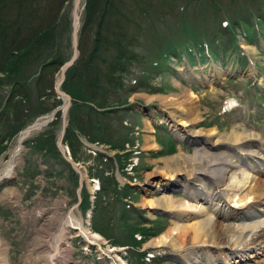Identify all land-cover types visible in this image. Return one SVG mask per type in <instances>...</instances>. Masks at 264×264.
Masks as SVG:
<instances>
[{
	"label": "rangeland",
	"instance_id": "rangeland-1",
	"mask_svg": "<svg viewBox=\"0 0 264 264\" xmlns=\"http://www.w3.org/2000/svg\"><path fill=\"white\" fill-rule=\"evenodd\" d=\"M248 1L255 5L252 6ZM74 2L75 0L65 2L58 19L55 38L48 45L49 49L41 51L37 60L35 56L33 60L21 65L16 76L24 77L32 72L31 78L25 82L29 93L27 91L28 95L17 102L18 107L10 111L2 105L13 78L0 72V136L11 132L10 137L4 140L3 147H0V160L6 158L8 151L15 147L19 129L36 116L44 115L54 106L62 104L54 89L55 81L61 74L60 68L37 84L35 80L39 70L38 62L47 58L48 52L64 60L71 56L72 16L74 19L78 14L80 26L84 0H79L77 7L72 10ZM263 2L264 0L135 1L134 12L128 24V28L131 27L132 32L138 34L136 45L132 48L135 56L132 57L129 70L123 71L121 75L123 85L120 91L109 96L110 105L105 107L114 108L108 110L104 118L112 132L108 129L101 130V138H107V141H92L100 146L96 148L80 141L79 136H88L77 128L73 129L78 139L75 161L81 168L82 176L71 165L58 163L60 150L57 136L62 124V109L59 108L55 119L22 141L16 177L9 182H0V237L6 242L7 264H45L48 261L45 250L40 253L37 243L41 239H47L56 229L59 219H53L55 215L62 216L69 212L82 219L90 230L100 231L104 238L103 247L114 250L108 256L99 253L94 246L90 250L84 249V253L82 248L86 244L82 236L75 234L70 227L67 239L72 248L68 250L60 246L55 254L56 261H49V264H114L111 257L124 264H136L137 255L144 259L148 250L161 255L150 260L144 259V264H189L167 254L171 249L166 245L153 248L147 246L148 242L170 227L171 216L162 210L150 215L149 207L143 201L161 192L172 194L176 202L182 200L184 194L178 187H168L170 189L164 191L154 189L153 183L160 181L162 177L156 170V164L160 166V158L178 151L193 153L195 142L213 143L214 136L200 134L196 141L185 139L180 142L177 139L180 144L172 142L171 135L175 134L172 124L176 122L182 125L181 121L189 118V114L184 112V108L179 107L181 110L166 104L162 98H169L171 94L181 90L195 95L193 108L198 115L192 122L188 119L186 128L191 126L193 129L205 130L214 127L218 131H225L235 125L239 132L253 130L260 134V139L253 140L247 146L243 145L245 149L256 152L252 156L240 155L235 164L247 168L250 175L255 173V177L264 178V170L256 173L248 168L264 166V38H260L259 34H251V40L255 43L247 44L240 31L230 29L231 18H236V15L246 18L249 5L258 13ZM258 22L264 32L263 24L259 20ZM246 29L251 32L250 27ZM216 30L220 32L216 40H221L225 45L234 36L242 37L240 46L243 50L234 46L231 49L230 46L226 51H218L215 60L209 58L203 51V45L209 44L208 40ZM172 44H175V48ZM176 46L180 50H176ZM193 54L200 55L199 60L202 61L197 62ZM202 55L205 56L204 59ZM213 57L216 55L213 54ZM50 79L51 87L48 85ZM44 86L47 89H43ZM133 87L135 89L128 92ZM124 97V101L128 103L121 108L115 107L121 103L115 99ZM229 101H232V105L236 104L230 106ZM73 102L71 96L70 106ZM115 109L117 110L114 111ZM80 111L84 118L86 107H82ZM67 118L69 120V111ZM102 124L107 122L103 120L101 126ZM135 128L141 131L135 133ZM129 147H137L141 151L135 153L133 150L129 151ZM232 148L239 149L240 146ZM93 149L96 153H92ZM229 150L230 147L218 144L210 148L212 152L225 153L230 152ZM81 177L82 185L79 188ZM105 177L112 181L111 191L107 182L108 187L102 188ZM91 178L98 179L99 189L93 185ZM203 185L206 191H213L216 187L215 181L208 177L203 180ZM10 189H13V195L4 193ZM258 201L256 198L248 200L246 204L232 202L228 212L240 216L247 212L248 206L256 210ZM204 204L211 206L210 203ZM188 221H191L190 217ZM140 225L148 227L145 233L142 231V239L138 230L132 232L131 229L132 226ZM132 236H136L137 241L132 242ZM123 246L128 247L120 249ZM254 247V250L249 248L245 251L246 254L255 255L249 257L244 264H264V240L259 243L257 241ZM116 248L119 250H115ZM234 254V259L240 258L235 257L239 254ZM221 261L225 262L223 259Z\"/></svg>",
	"mask_w": 264,
	"mask_h": 264
},
{
	"label": "bare ground",
	"instance_id": "bare-ground-1",
	"mask_svg": "<svg viewBox=\"0 0 264 264\" xmlns=\"http://www.w3.org/2000/svg\"><path fill=\"white\" fill-rule=\"evenodd\" d=\"M78 1L75 0L74 9L77 7ZM79 27L78 14H76L73 19V28H76L77 34ZM194 96L187 90H181L176 94H171L169 98H162L166 104L174 108H184V112L189 114V118L181 121L182 125L175 122L172 124V128L181 140L196 141L200 134H210V136H214V144L194 141L196 147L193 153L185 154L178 151L160 158L162 162L160 166L156 164V170L162 174V177L160 181L153 183L154 189L164 191V189L178 187L183 192L184 198L176 202L172 194L161 192L143 201L148 205L150 215L162 210L171 216L170 227L157 238L148 242L147 246L153 248L166 245L171 249L172 254L180 256L183 261L189 264H244L249 257L255 255L246 254L245 251L249 248L254 250L256 242L264 240V178L255 177V173L250 175L247 168L237 166L235 162L242 154L249 156L254 154L255 150L245 149L243 145L247 146L253 140L260 139L261 135L253 130L239 132L235 125L225 131H218L214 127L205 130L193 129L191 126L186 128L188 119L192 122L198 115L193 108ZM59 99L62 104L54 107H58L57 112L59 108L62 109L63 114L69 99L67 100L64 94ZM229 102L232 104V101ZM50 121V114L41 115L33 123L36 126L27 127L19 133L15 147L8 151L6 158L0 160V182H9L16 177V169L20 163L19 152L24 138L37 131L43 123L48 124ZM59 136L58 133L57 141ZM215 144L228 146L231 150L225 153L210 151V148ZM235 145H239L240 148H232ZM248 168L256 173L264 170V166L260 168L259 165ZM206 177L215 181L216 187L213 191H206L203 185V180ZM4 193L13 195L14 191L10 189L5 190ZM256 198L259 199L256 210L248 206L247 212L240 216L228 212L230 210L228 207H231L230 203L244 202L246 204L248 200ZM204 203H210L214 207L205 206ZM57 217L59 222L53 233L47 239H41L37 243L40 253L45 250V257L48 258L45 264H49V261H56L55 254L60 246L66 247L68 250L72 248L67 239L70 227L73 228L75 234H80L84 238L86 245L94 244L99 253L108 255L111 250H114L104 248L103 236L90 230L74 213L55 215L53 219ZM189 217L191 221H188ZM5 245L6 242L0 237V264L8 262ZM234 253L239 254L235 257L240 258L234 259ZM221 259L225 262H222ZM112 262L124 264L123 261L115 260L113 257Z\"/></svg>",
	"mask_w": 264,
	"mask_h": 264
},
{
	"label": "trees",
	"instance_id": "trees-1",
	"mask_svg": "<svg viewBox=\"0 0 264 264\" xmlns=\"http://www.w3.org/2000/svg\"><path fill=\"white\" fill-rule=\"evenodd\" d=\"M66 0H0V72L12 77L13 82L4 103V109L10 111L18 107V101L27 96L25 82L32 76H16L21 65L27 61L37 60L41 51L48 50V45L54 40L58 26V19ZM136 0H85L80 27L78 30L79 54L74 62L67 68L62 88L73 97V103L69 108V124L64 134V141L70 147L73 158H77L78 139L75 137L74 128L88 136V139L106 140L101 138L100 131L112 129L108 121L104 119L106 109L110 105L111 94H117L123 85L121 75L128 71L134 52L132 48L136 45L138 34L128 28L130 18L134 12ZM262 2V1H260ZM252 6L254 2L248 1ZM249 7L246 18L236 15L230 19V29L235 30L236 26L250 25L253 17L264 18V2L261 3L258 13ZM264 27V26H263ZM219 30L214 31L210 36L209 44H204L213 55H218L221 49H227L236 45L235 36L229 44L217 41ZM175 48V44H172ZM179 48L176 46V49ZM173 52L175 50L172 48ZM47 58L38 62L39 70L36 75V84L60 68L65 61L64 58L50 52ZM129 62V63H128ZM48 85L51 87L52 80ZM43 89H47L46 86ZM135 88H130L128 92ZM16 98V100H15ZM76 99L78 101H76ZM118 102H126L116 98ZM82 107H86L85 117L81 115ZM20 109V107L18 108ZM10 120V119H8ZM105 120L107 124H102ZM108 132V131H107ZM109 133V132H108ZM102 134V133H101ZM11 132H5L0 136V147H3L4 140L8 139ZM2 150V149H0ZM64 161V159L61 157ZM103 181L102 188L108 187L112 190L111 182ZM109 189V188H108ZM135 230L145 231L148 227L132 226ZM145 233V232H144ZM137 241L132 236V242ZM137 254V253H136ZM145 260L137 255L136 264H144Z\"/></svg>",
	"mask_w": 264,
	"mask_h": 264
},
{
	"label": "water",
	"instance_id": "water-1",
	"mask_svg": "<svg viewBox=\"0 0 264 264\" xmlns=\"http://www.w3.org/2000/svg\"><path fill=\"white\" fill-rule=\"evenodd\" d=\"M75 29H76V28H73V32H72L73 53H72L71 58H70L69 60H67V61L63 64V66H62V69H63V70H64L66 67H68V66L73 62L74 58H76L77 55H78V48H77V34H76V32H75ZM62 78H63V75H62L61 79L58 80V81L56 82V84H55V88H56L57 92H59L61 95H62V94L66 95L67 100L69 99V101L66 102V105H67V106L65 107V113H66L67 107L70 105V98H69L70 96H69L67 93H65L64 91H62V90L60 89V87H59V84H60ZM57 109H58V107H56L55 109H53L52 112H51V114H53L55 111H57ZM65 113L62 114V116H63V124H62V125H63V126H62V129H61V132H60L59 140L57 141V144H58V146H59L60 148H61V136H62V134H63V132H64V127H65V125L67 124V120H66V118H65ZM33 123H34V122H32L31 124H29L27 127H33V126H36V125L33 124ZM61 152H62V149H61ZM63 155H64V154H63ZM65 157H66V155H65ZM69 162L72 164V166L75 168V170H78L77 166L74 165V162H73L70 158H69ZM79 184L81 185V181L79 182Z\"/></svg>",
	"mask_w": 264,
	"mask_h": 264
}]
</instances>
